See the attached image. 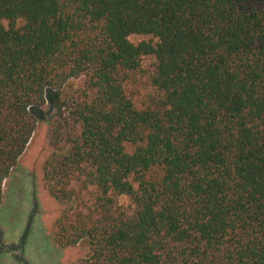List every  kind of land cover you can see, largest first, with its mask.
Listing matches in <instances>:
<instances>
[{"label": "trees", "instance_id": "16d2710c", "mask_svg": "<svg viewBox=\"0 0 264 264\" xmlns=\"http://www.w3.org/2000/svg\"><path fill=\"white\" fill-rule=\"evenodd\" d=\"M80 78L43 167L70 264H264V0H0V204Z\"/></svg>", "mask_w": 264, "mask_h": 264}, {"label": "rangeland", "instance_id": "374dc122", "mask_svg": "<svg viewBox=\"0 0 264 264\" xmlns=\"http://www.w3.org/2000/svg\"><path fill=\"white\" fill-rule=\"evenodd\" d=\"M145 39L133 37L132 41ZM152 63L150 58L144 60L145 72L130 86V95L139 105L150 92L147 72L152 70ZM85 82V78L72 79L62 89L49 91L46 105L35 113L36 131L4 185L5 197L0 204V264H70L91 255L87 241L70 249L53 243L50 232L61 206L47 193L43 181L51 126L68 113Z\"/></svg>", "mask_w": 264, "mask_h": 264}]
</instances>
